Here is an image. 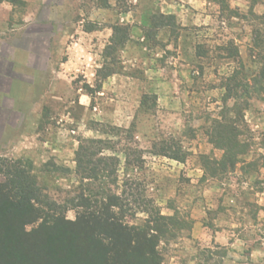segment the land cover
Segmentation results:
<instances>
[{
    "label": "rangeland",
    "instance_id": "1",
    "mask_svg": "<svg viewBox=\"0 0 264 264\" xmlns=\"http://www.w3.org/2000/svg\"><path fill=\"white\" fill-rule=\"evenodd\" d=\"M5 2L0 57L8 47L13 52L7 61H14L16 87L9 96L16 93L14 109L33 100L42 118L32 130L23 123L34 113L18 127L10 122L17 116L6 115L0 166L32 163L43 193L61 206L87 190L122 194L131 184L150 203L145 212L131 203L126 222L143 225L157 212L180 221L159 223L166 264H264V0ZM160 14L175 20L155 28ZM116 24L129 27L130 40L105 51ZM91 26L98 29L87 32ZM83 47L93 53L96 72L107 64L117 71L99 91L97 77L89 83L84 73H72L74 65L62 79L55 73L84 58ZM85 84L96 92L88 94ZM80 91L90 97L86 106ZM26 134L31 140L14 144ZM88 139L112 142L104 154L120 158L116 185L91 184L75 173L76 150ZM166 148L183 161L157 154ZM128 149L142 151L129 164ZM83 211L71 208L66 216L74 220ZM196 220L204 226L195 230Z\"/></svg>",
    "mask_w": 264,
    "mask_h": 264
},
{
    "label": "trees",
    "instance_id": "2",
    "mask_svg": "<svg viewBox=\"0 0 264 264\" xmlns=\"http://www.w3.org/2000/svg\"><path fill=\"white\" fill-rule=\"evenodd\" d=\"M5 1L12 4L22 2L0 0V4ZM171 20H175L174 15L160 14L154 17V27L169 26ZM97 29L91 26L86 31ZM112 29L114 34L105 51H116L130 40L127 25L116 24ZM116 73L108 64L99 68L96 72L97 90L104 80ZM84 89L90 95L96 92L89 84H85ZM123 131L130 134L131 129ZM167 147L172 148V145ZM113 149L108 140L81 141L75 153L77 176L91 184L103 183L107 179L116 185L120 158L104 154ZM137 153L142 151L137 150ZM137 153L125 150L126 163H131L128 161L131 154L140 156ZM157 154L183 161L178 152L169 153L167 148ZM26 163L27 166L22 160L4 161L0 166L5 177L0 180V264H166L159 252L166 231L159 223L179 227L180 221L174 219L175 222H171L173 216L157 212L155 218L149 216L143 225L126 222L134 208L131 203L136 204L138 210H149L150 199L145 198L144 192L138 189L133 193L132 185L127 183L129 192L100 194L87 190L89 193L82 192L72 198L71 206H61L43 193L32 173V163ZM78 207L84 211L74 220L67 218L66 213ZM28 226L32 228L28 230Z\"/></svg>",
    "mask_w": 264,
    "mask_h": 264
},
{
    "label": "crops",
    "instance_id": "3",
    "mask_svg": "<svg viewBox=\"0 0 264 264\" xmlns=\"http://www.w3.org/2000/svg\"><path fill=\"white\" fill-rule=\"evenodd\" d=\"M21 1H31V0H21ZM5 3H1V4L2 5H5ZM6 44L7 43L2 44L1 45V48H5V46H7ZM128 47H129V45H128ZM8 48L5 49L7 51L6 53L1 54V57L2 58L0 57V59L2 60V61L0 60V65L3 66L4 63H5V64L9 65L10 68H11L10 70H6V71H3V69L1 70V68H0V97L2 98V100L5 101L3 105H0V139L3 137V131L6 128L5 127L6 125L2 123V120H4L6 118V115H8L9 113L10 114L12 113L14 115V118H15V116H17V118L14 120V122H13V120L12 121L10 120V122L13 123L15 127L20 126L19 123L22 124L23 121L26 120V118H27V116H28L29 113H32V114L34 113L33 115L28 116L27 121H24V122H27V124H25L26 125V128H25L24 123H23V128L24 129H32V130L34 128L36 129L37 127L35 126V124L38 123V119H41L42 118V113H41L42 107L40 108V106H39V110L36 111L35 110L36 104H34V101L33 100L32 101H27L26 103H24L25 105H20V106H18L17 108L14 109V105L12 103L16 99V97H15L16 96V93L12 94V97L9 96L11 89H14L13 88L14 85L12 86V84H13L12 83L13 82V76H12V74L14 72V70H13L14 61L12 59L7 61V59H9L11 57V55L13 54L12 51H8L9 50ZM81 53H83L84 58L80 57L78 60H76L74 58H71L70 61H68L66 64L63 63V64L60 65L61 68L58 71L55 72L56 75H57V77L59 79H62V75L65 76V68L66 67L69 68L70 65H74L75 70H76V72L73 71L72 73H74L75 75L77 74V71H79L81 73H84V77H85V79L89 83H92V81H94L96 79V70H95V68L92 65V62L94 61L93 53H90L87 50L86 47H83L82 48V52ZM32 56H34V54H32ZM40 56L41 55L34 56V57H36L35 58L36 62L40 61ZM27 58L30 59V55H28ZM32 68H35V61H34V65L32 66ZM30 69L31 68H29V70ZM33 71H34V69H32V73H33ZM33 75L31 76V80H34V76ZM112 79H113V76L107 78L106 81L104 82V85H107V83L109 81H111ZM4 86H8V91H5ZM15 89H16V87H15ZM14 90H12V92ZM19 98H20V96L18 97V99ZM90 101H91L90 100V97L87 94H85L83 92L80 93V103L83 106L88 105L90 103ZM10 103L12 105H9ZM24 112L26 113V116L23 119L22 118V114ZM4 114H5V116H4ZM20 117H21V119H23V120H21V122H20ZM32 130H30L28 133L31 134V131ZM29 134H26L25 136L21 137L22 139H20V138L17 137L14 144L15 145L16 144H18V145H24V144H26L27 141H29V139L31 140V138H29ZM195 217L198 218L197 215ZM194 223H195V227H194L195 230L196 229H199L198 228L199 226H204V224L202 223V221H197L196 220V222L194 221Z\"/></svg>",
    "mask_w": 264,
    "mask_h": 264
}]
</instances>
